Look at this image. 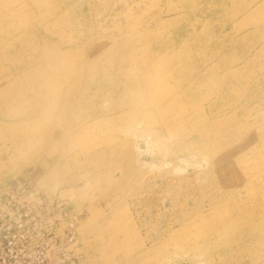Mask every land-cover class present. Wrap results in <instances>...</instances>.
Wrapping results in <instances>:
<instances>
[{
	"label": "rangeland",
	"instance_id": "1",
	"mask_svg": "<svg viewBox=\"0 0 264 264\" xmlns=\"http://www.w3.org/2000/svg\"><path fill=\"white\" fill-rule=\"evenodd\" d=\"M31 1L0 9V264H264V0Z\"/></svg>",
	"mask_w": 264,
	"mask_h": 264
},
{
	"label": "bare ground",
	"instance_id": "2",
	"mask_svg": "<svg viewBox=\"0 0 264 264\" xmlns=\"http://www.w3.org/2000/svg\"><path fill=\"white\" fill-rule=\"evenodd\" d=\"M13 2L15 4V1H13ZM13 2H12V0H0V9H3L4 10L3 11L4 14H7L8 12H12V13H15V14L16 13H19L20 15H23L24 14L25 16H28V13H29L28 12V6L26 5V3L23 2V0H19L18 1V3L16 4L17 7L14 6ZM31 2L35 6V8H37V9L41 10V12H43V16L52 13V11L54 9V6H55L54 3L52 2V0H32ZM49 58L51 60H60L61 65L64 68H66L67 71H69L70 73L73 70H75V67H77V63L76 62H71V60H69V59H67L65 57L60 56V53H57V52L51 53L50 56H49ZM152 71H153V73L151 75V78L149 79V82H150V85L152 86L153 91H157V90H160V88H161V80H162L161 75L164 74L165 69H163L162 66L159 69V67L157 66V67L153 68ZM133 74H135V73H133ZM178 79H180V78H178ZM142 83H144V82H142ZM177 83L179 84V81H177ZM190 87L191 86L189 85V88ZM40 95H41V97H46L45 96L46 95L45 92H42ZM172 98H174V97L170 95V99H172ZM173 100H175V99H173ZM173 100H172V102H173ZM173 111H174V116H172V119L166 125V127H167L168 130H170V129H181L183 123H185V122H189L191 125L194 124V123H197V121L195 119L198 118V115L191 114L190 112H187L186 110H182L180 112V108H179L178 105H176L175 107H173ZM145 120H146V122L148 124L153 119H152V117L150 115H147L146 114ZM196 125H194V126H196ZM262 130H264V128H262ZM152 131L153 130H151L149 128V132L148 131H145V132L147 134L149 133V135H150L152 133ZM156 136H158V135H156ZM191 138H195V139H191ZM191 138L189 139L187 137L185 140L186 141L198 140L199 139V135L192 136ZM156 143H157V141H156ZM258 146H259L258 147L259 150H256L257 147L254 144L252 146V149L253 150H256L259 153L260 157H262V160L260 161V165H262V164L264 165V138H262L260 140V143L258 144ZM226 152L227 151H226L225 148H223L221 146H217V148L214 150V155L217 158H221V157H224V155H226ZM257 193H258V196L260 197L261 205L263 206V209H264V192L258 191Z\"/></svg>",
	"mask_w": 264,
	"mask_h": 264
}]
</instances>
